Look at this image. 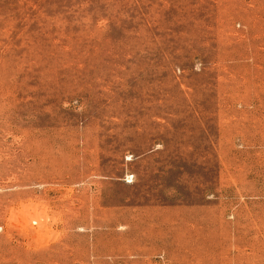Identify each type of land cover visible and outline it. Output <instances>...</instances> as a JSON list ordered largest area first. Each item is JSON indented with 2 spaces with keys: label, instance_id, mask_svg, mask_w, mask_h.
<instances>
[{
  "label": "rangeland",
  "instance_id": "374dc122",
  "mask_svg": "<svg viewBox=\"0 0 264 264\" xmlns=\"http://www.w3.org/2000/svg\"><path fill=\"white\" fill-rule=\"evenodd\" d=\"M0 264H264V0H0Z\"/></svg>",
  "mask_w": 264,
  "mask_h": 264
}]
</instances>
